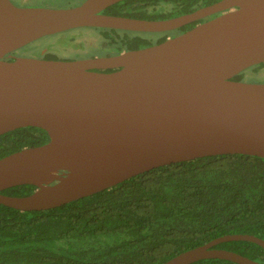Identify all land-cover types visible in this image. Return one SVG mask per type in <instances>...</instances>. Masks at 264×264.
I'll use <instances>...</instances> for the list:
<instances>
[{"label": "water", "instance_id": "1", "mask_svg": "<svg viewBox=\"0 0 264 264\" xmlns=\"http://www.w3.org/2000/svg\"><path fill=\"white\" fill-rule=\"evenodd\" d=\"M119 1L48 9L0 0V135L33 127L49 139L0 158V205L45 211L173 163L234 154L264 159V83L231 80L264 63V0H221L163 22L98 15ZM233 7L172 40L114 57L3 60L70 28L165 30ZM102 69L113 71H94ZM23 185L35 190L1 193ZM231 241L264 250L263 239L229 234L161 264H264L215 248Z\"/></svg>", "mask_w": 264, "mask_h": 264}, {"label": "trees", "instance_id": "2", "mask_svg": "<svg viewBox=\"0 0 264 264\" xmlns=\"http://www.w3.org/2000/svg\"><path fill=\"white\" fill-rule=\"evenodd\" d=\"M169 1L202 5L215 0ZM104 38L115 41L110 34ZM247 70L259 76L264 63ZM247 70L231 80L244 81ZM48 140L42 129L13 130L0 135V158ZM34 190L23 185L1 193L21 197ZM229 234L264 240L263 158L234 154L173 163L45 211L0 205V264H161ZM215 248L264 263V250L250 242Z\"/></svg>", "mask_w": 264, "mask_h": 264}, {"label": "flooded vegetation", "instance_id": "3", "mask_svg": "<svg viewBox=\"0 0 264 264\" xmlns=\"http://www.w3.org/2000/svg\"><path fill=\"white\" fill-rule=\"evenodd\" d=\"M87 0H9L11 4L21 8L71 9L83 5ZM221 0L202 5L195 3L177 5L169 0H121L98 12V15L121 17L145 22H163L174 20L192 14L202 8L209 7ZM223 10L209 14L187 23L171 26L165 30H129L106 28L98 26H82L63 30L61 32L41 37L30 44L10 52L3 60L12 61L15 58H33L53 61L96 60L117 56L124 52L136 51L160 45L172 40L195 26L236 9ZM105 34L114 36L115 41L104 38ZM40 42L41 50L36 57L26 56L23 52ZM22 52V53H21ZM249 69V68H248ZM112 72L113 70H94ZM264 78V74L257 76ZM244 82V81H241ZM253 83H264L257 81Z\"/></svg>", "mask_w": 264, "mask_h": 264}, {"label": "rangeland", "instance_id": "4", "mask_svg": "<svg viewBox=\"0 0 264 264\" xmlns=\"http://www.w3.org/2000/svg\"><path fill=\"white\" fill-rule=\"evenodd\" d=\"M60 1L62 2L63 0H60ZM41 47L42 46H40V42L38 41L35 43V45L34 44L32 45V48L30 50L27 49V51L23 52V54H25L26 56L36 57L39 55ZM262 72H264V71H262ZM257 81H264V78L263 79L257 78V76L251 70H247L244 82L253 83V82H257Z\"/></svg>", "mask_w": 264, "mask_h": 264}]
</instances>
